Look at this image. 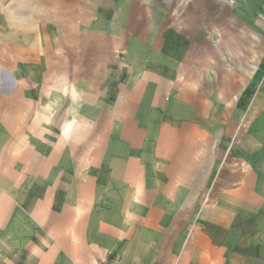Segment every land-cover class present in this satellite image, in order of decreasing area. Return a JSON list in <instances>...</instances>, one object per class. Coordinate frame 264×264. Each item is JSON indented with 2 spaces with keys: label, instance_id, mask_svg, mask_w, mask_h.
Masks as SVG:
<instances>
[{
  "label": "crops",
  "instance_id": "1",
  "mask_svg": "<svg viewBox=\"0 0 264 264\" xmlns=\"http://www.w3.org/2000/svg\"><path fill=\"white\" fill-rule=\"evenodd\" d=\"M167 1L0 0V264H264V0Z\"/></svg>",
  "mask_w": 264,
  "mask_h": 264
},
{
  "label": "rangeland",
  "instance_id": "2",
  "mask_svg": "<svg viewBox=\"0 0 264 264\" xmlns=\"http://www.w3.org/2000/svg\"><path fill=\"white\" fill-rule=\"evenodd\" d=\"M210 2H207L206 4V8H207V12L208 13H212V17H214L213 12H214V7L216 4L212 3V0H208ZM222 5L224 6V8H226L227 6H231L235 3H237V0H220ZM257 1V0H255ZM240 4V3H239ZM184 5L186 7H193L194 3L192 0V3L189 4H184L182 0H175L174 3H172L171 0L167 1L166 3H159V6L162 8H166L170 13H171V17L173 16L175 18V26H180L182 23V12H183V7ZM252 11V9H251ZM253 11H254V15H255V25L256 27L260 25V21L258 18H260V10L255 6L253 7ZM209 20V19H208Z\"/></svg>",
  "mask_w": 264,
  "mask_h": 264
}]
</instances>
